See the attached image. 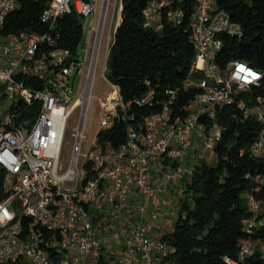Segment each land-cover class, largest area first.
I'll use <instances>...</instances> for the list:
<instances>
[{
	"label": "built area",
	"instance_id": "1",
	"mask_svg": "<svg viewBox=\"0 0 264 264\" xmlns=\"http://www.w3.org/2000/svg\"><path fill=\"white\" fill-rule=\"evenodd\" d=\"M192 1L195 56L183 88L193 96L174 112L178 91L168 90L169 99L161 108L144 123L129 124L126 142L114 146L99 140L98 134L112 126L131 102L126 103L119 86L113 84L93 147L82 151L83 123L76 133L73 158L63 170L68 120L79 104L85 116L88 101L84 89L75 104L66 105L47 85L50 72L69 75L80 64L70 49L59 48L57 23L74 11L91 14L98 0H50L41 16L45 31L10 35L1 31L18 0H0V91L12 104L18 100L42 104L34 122L19 123L20 114L12 104L0 118V166L12 182L0 202V264H101V255L102 264H109L105 252L115 241L121 250L110 264H177L172 257L176 247L163 239L165 233L154 235L165 232L166 193L188 157L214 154L224 137L225 126L218 119L225 106H234L243 118H254L261 125L251 152L264 158V72L243 60L220 65L221 36L241 35L242 26L218 6V0ZM175 2L149 0L145 26L162 29L164 16L181 24L185 10ZM33 76L46 80L47 87L28 84L27 78ZM155 94L151 90L134 102L154 106ZM169 163H177V169L164 171L160 181L153 183L154 170ZM255 179L259 191L264 175ZM245 196L252 212L244 222L248 236L241 241L238 258H227L231 264H241L259 250L264 259V240L255 237L264 228V203L253 193ZM105 225L109 234L101 235Z\"/></svg>",
	"mask_w": 264,
	"mask_h": 264
},
{
	"label": "trees",
	"instance_id": "2",
	"mask_svg": "<svg viewBox=\"0 0 264 264\" xmlns=\"http://www.w3.org/2000/svg\"><path fill=\"white\" fill-rule=\"evenodd\" d=\"M49 2L18 0L17 8L6 18L2 34L45 31L41 16ZM148 2L122 0L109 51V79L119 86L124 101L131 102L112 126L98 134L99 140L110 141L114 146L126 142L129 124L138 126L161 108L169 99L168 90L178 91L172 105L174 112L180 111L193 96L192 91L183 88V82L195 56L190 28L195 4L192 0H176L175 6L185 10L183 22L175 24L164 16V27L156 30L145 26L144 9ZM218 6L243 29L241 35L221 36L223 47L217 56L218 63L243 60L264 72V0H218ZM83 18L74 11L63 15L57 23L61 33L59 48L70 49L76 60L84 35ZM45 82L35 76L27 78L28 84L42 89L47 87ZM151 90L156 92L154 106L142 107L134 102ZM41 106L39 101L28 105L18 100L12 104V110L20 114L19 123L34 122ZM218 121L225 126V132L213 154L215 161L196 162L192 172L183 175L175 226L163 235L176 247L172 257L177 264H231L227 258H238L241 241L248 236L244 222L252 212L246 193L255 194L264 203V186L256 190L255 179L264 175V158L254 157L251 152L261 125L254 118H243L234 106H225ZM177 166L175 163L176 169ZM10 181L9 174L0 166V202L9 193ZM101 218L98 216V220ZM255 237L264 240V228ZM108 253L112 255L109 259L117 256L116 251ZM104 262L101 255L100 263ZM241 264H264L262 252L257 251Z\"/></svg>",
	"mask_w": 264,
	"mask_h": 264
},
{
	"label": "rangeland",
	"instance_id": "3",
	"mask_svg": "<svg viewBox=\"0 0 264 264\" xmlns=\"http://www.w3.org/2000/svg\"><path fill=\"white\" fill-rule=\"evenodd\" d=\"M121 3L122 0H98L97 10L87 16H84L83 18L84 35L79 46L80 64L74 65L73 70L69 75H63L60 73L56 74L52 72L47 75L48 87H52L54 91L64 100V103L69 106H72L78 101L84 89L86 90L90 84V97L87 102L88 104L86 105L88 109L85 115L83 130L84 138L82 140V151L84 153L94 145L105 110L104 100L114 91V83H112L109 79L110 68L108 67V57L110 47L114 39L115 27L121 16ZM106 5H108V10L102 35L100 37L99 29L101 27L100 25ZM98 43L97 62L95 68L92 70L94 52ZM12 103L13 102L5 97L0 91V118H2ZM82 117L83 105L79 104L72 112L68 120L62 153L63 170L68 168L73 158L76 133L81 125ZM199 157V159H192L191 157H188L186 162H189L193 168L197 160L202 161L206 159L210 162L215 161V157L213 155H206V158H204V154H201ZM82 160L83 158L81 161ZM192 168H190V172H192ZM183 174L184 173L182 171L179 172L177 179H181ZM9 186H12L11 181ZM178 196H176L177 201L179 200ZM173 205L177 208L178 202ZM175 211L176 212L171 211V213L163 219L165 234L172 232L174 229L178 208ZM106 234L109 233L107 232ZM115 242L120 245L119 241ZM111 251H116L118 255L117 248L113 247ZM105 253V259L107 262L109 264L112 263L113 259H109L112 255L108 252ZM87 258L90 259V255H87Z\"/></svg>",
	"mask_w": 264,
	"mask_h": 264
},
{
	"label": "crops",
	"instance_id": "4",
	"mask_svg": "<svg viewBox=\"0 0 264 264\" xmlns=\"http://www.w3.org/2000/svg\"><path fill=\"white\" fill-rule=\"evenodd\" d=\"M190 168H192L191 164L189 162L185 161L184 162V169H183L182 172L184 174L186 172H190V170H191ZM172 169L176 170V168L174 167V164L173 163H169L162 170H160V169L154 170L153 176H152V182L153 183H158L160 181V178H161L162 174L164 173V171L172 170ZM182 179H183V176L181 177V179H179V180L177 179L173 184H171L169 186V189H168V191L166 193V198H165L167 206H166V209H165L166 210V216L164 218H166L167 215L171 213V211L176 212L175 210L178 208V207L176 208V206L174 207L173 204H175V203H177L179 201V200L177 201L176 196L180 195V196H178L179 199L181 197L182 190H183V181H182ZM111 225H112V227L116 226L114 222ZM107 228L108 227L105 225L103 230L100 232L101 235H104V234H106L108 232ZM164 233L165 232H163V233H154V235L158 237V236H162ZM113 247L117 248L118 252H120L121 245H119L117 243H113L110 246H108L107 247V252H111Z\"/></svg>",
	"mask_w": 264,
	"mask_h": 264
},
{
	"label": "bare ground",
	"instance_id": "5",
	"mask_svg": "<svg viewBox=\"0 0 264 264\" xmlns=\"http://www.w3.org/2000/svg\"><path fill=\"white\" fill-rule=\"evenodd\" d=\"M107 10H108V5H106L105 7V10H104V15H103V18H102V22H101V27L99 29V35L101 37L102 35V31H103V27H104V23H105V19H106V15H107ZM100 41V40H99ZM98 41V42H99ZM98 45L99 43L97 44L96 46V50H95V55H94V58H93V65H92V70L95 68L96 66V62H97V53H98ZM96 70V69H95ZM93 73V72H92ZM89 92H90V84L88 85L87 89H86V94H85V98L86 100L88 101V98H89Z\"/></svg>",
	"mask_w": 264,
	"mask_h": 264
},
{
	"label": "water",
	"instance_id": "6",
	"mask_svg": "<svg viewBox=\"0 0 264 264\" xmlns=\"http://www.w3.org/2000/svg\"><path fill=\"white\" fill-rule=\"evenodd\" d=\"M84 120H85V116H83L82 118L81 126H83Z\"/></svg>",
	"mask_w": 264,
	"mask_h": 264
}]
</instances>
